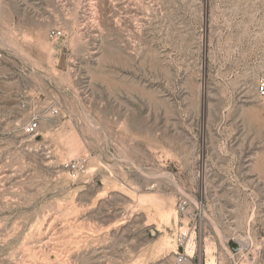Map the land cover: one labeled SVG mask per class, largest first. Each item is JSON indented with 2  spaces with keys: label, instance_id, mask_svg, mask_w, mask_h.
<instances>
[{
  "label": "rangeland",
  "instance_id": "1",
  "mask_svg": "<svg viewBox=\"0 0 264 264\" xmlns=\"http://www.w3.org/2000/svg\"><path fill=\"white\" fill-rule=\"evenodd\" d=\"M0 54V264H177L182 197L191 264L264 238V0H0Z\"/></svg>",
  "mask_w": 264,
  "mask_h": 264
},
{
  "label": "built area",
  "instance_id": "2",
  "mask_svg": "<svg viewBox=\"0 0 264 264\" xmlns=\"http://www.w3.org/2000/svg\"><path fill=\"white\" fill-rule=\"evenodd\" d=\"M63 37L62 31H53L52 39H60ZM2 55L0 54V59ZM257 94L260 99L264 100V70L259 74L257 82ZM57 110L51 111L52 115L57 114ZM39 128L37 119L29 122L25 127L27 134H34ZM74 175H79L85 169V162L78 161L68 166ZM264 209V198L261 201ZM201 207L198 205L191 210L190 201L187 197H182L178 206V213L182 217H188L190 220L183 223L178 232V242L183 247L184 252L177 255V264H191L197 255L198 242L197 235L199 226L196 219L199 217ZM190 251L188 247L191 245ZM192 247L194 249L192 250ZM192 253L193 255H191ZM206 264V263H205ZM215 264H264V238L257 243L252 236L241 237L234 235L228 239V245L225 249V254H220L218 261Z\"/></svg>",
  "mask_w": 264,
  "mask_h": 264
},
{
  "label": "bare ground",
  "instance_id": "3",
  "mask_svg": "<svg viewBox=\"0 0 264 264\" xmlns=\"http://www.w3.org/2000/svg\"><path fill=\"white\" fill-rule=\"evenodd\" d=\"M174 220H175V222H176V224H178V216H177V214L175 213V215H174ZM191 246H192V242H191V245L188 247V250L190 251V248H191ZM194 249V247H192V250ZM207 251L209 252V246L207 247ZM191 255H193L192 253H190ZM210 263L211 264H214V263H216V261L214 260V258L213 257H211L210 258Z\"/></svg>",
  "mask_w": 264,
  "mask_h": 264
}]
</instances>
